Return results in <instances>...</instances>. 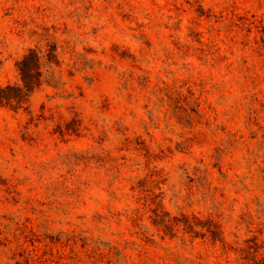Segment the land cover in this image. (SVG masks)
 Returning a JSON list of instances; mask_svg holds the SVG:
<instances>
[{
	"label": "rangeland",
	"instance_id": "374dc122",
	"mask_svg": "<svg viewBox=\"0 0 264 264\" xmlns=\"http://www.w3.org/2000/svg\"><path fill=\"white\" fill-rule=\"evenodd\" d=\"M262 25L264 0H0V86L43 55L0 105V264L264 263Z\"/></svg>",
	"mask_w": 264,
	"mask_h": 264
},
{
	"label": "trees",
	"instance_id": "16d2710c",
	"mask_svg": "<svg viewBox=\"0 0 264 264\" xmlns=\"http://www.w3.org/2000/svg\"><path fill=\"white\" fill-rule=\"evenodd\" d=\"M264 26V25H262ZM264 33V29L261 30ZM51 60L53 58L51 57ZM42 63L43 55L35 48H31L27 51L25 55L17 63V71L19 75L18 84H8L5 86H0V105L10 106L13 109L21 107L26 103L31 95V93L39 86L42 82ZM199 107L200 103H196ZM182 220H178L179 224H185L189 227V222L186 216L183 215ZM163 226L171 225L168 220L161 219ZM175 224V223H174ZM215 232H220L219 227L215 224L212 226ZM215 234V233H213ZM13 259L15 264H39L38 259L35 255L31 253L20 252V249H14ZM253 264H264L261 259H257L254 255Z\"/></svg>",
	"mask_w": 264,
	"mask_h": 264
}]
</instances>
